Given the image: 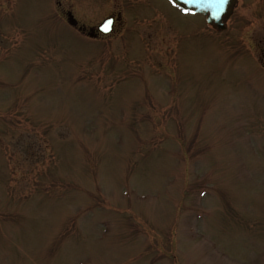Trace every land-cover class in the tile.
Listing matches in <instances>:
<instances>
[{
    "label": "rangeland",
    "instance_id": "obj_1",
    "mask_svg": "<svg viewBox=\"0 0 264 264\" xmlns=\"http://www.w3.org/2000/svg\"><path fill=\"white\" fill-rule=\"evenodd\" d=\"M224 24L0 0V264H264V0Z\"/></svg>",
    "mask_w": 264,
    "mask_h": 264
},
{
    "label": "water",
    "instance_id": "obj_2",
    "mask_svg": "<svg viewBox=\"0 0 264 264\" xmlns=\"http://www.w3.org/2000/svg\"><path fill=\"white\" fill-rule=\"evenodd\" d=\"M237 0H227V3L224 4L223 8L209 7L206 0H201L198 3H185V0H172V2L182 9L185 12H190L193 14H201L206 17V22L216 28L217 30H224L226 18L232 12V9ZM111 22L109 25L108 31H105V26ZM114 26V18H107L101 25L98 27V30L103 35H109L112 32Z\"/></svg>",
    "mask_w": 264,
    "mask_h": 264
},
{
    "label": "flooded vegetation",
    "instance_id": "obj_3",
    "mask_svg": "<svg viewBox=\"0 0 264 264\" xmlns=\"http://www.w3.org/2000/svg\"><path fill=\"white\" fill-rule=\"evenodd\" d=\"M185 13H188V12H185ZM66 16L68 18V22L70 26H72L74 29H76L77 31H79L80 33H82L83 35L91 39H103V40L107 39L108 37L114 34L117 28V24L121 22V12L109 13L101 22L93 26H87L84 23H81L80 20L72 14V12H67ZM110 17L114 18V26H113L112 32L109 35H103L98 30V27L101 25L102 22H104L107 18H110Z\"/></svg>",
    "mask_w": 264,
    "mask_h": 264
},
{
    "label": "snow or ice",
    "instance_id": "obj_4",
    "mask_svg": "<svg viewBox=\"0 0 264 264\" xmlns=\"http://www.w3.org/2000/svg\"><path fill=\"white\" fill-rule=\"evenodd\" d=\"M201 2V0H185V3H198ZM208 6L211 7H216V8H223L224 4L227 3V0H206ZM111 22H108L105 26V31L110 30L109 25Z\"/></svg>",
    "mask_w": 264,
    "mask_h": 264
}]
</instances>
